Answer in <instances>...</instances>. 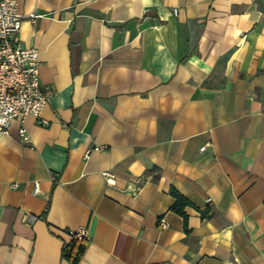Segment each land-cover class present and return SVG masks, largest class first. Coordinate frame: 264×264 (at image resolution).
Instances as JSON below:
<instances>
[{
  "label": "crops",
  "instance_id": "1",
  "mask_svg": "<svg viewBox=\"0 0 264 264\" xmlns=\"http://www.w3.org/2000/svg\"><path fill=\"white\" fill-rule=\"evenodd\" d=\"M17 10L46 123L0 137V264H72L79 227L76 264H264V0ZM171 187L197 208L186 228Z\"/></svg>",
  "mask_w": 264,
  "mask_h": 264
},
{
  "label": "built area",
  "instance_id": "2",
  "mask_svg": "<svg viewBox=\"0 0 264 264\" xmlns=\"http://www.w3.org/2000/svg\"><path fill=\"white\" fill-rule=\"evenodd\" d=\"M23 19L17 10V0H0V137L8 134L13 120H18L19 140L28 143L30 140L22 123L27 116L38 123H46L41 121V114L47 94L40 84L39 52L19 44L18 33ZM32 191L34 195L40 192L37 184ZM33 219V216L28 217L29 222ZM159 225L161 229L167 227L163 218L159 219ZM68 232L77 241H83L87 235L85 227Z\"/></svg>",
  "mask_w": 264,
  "mask_h": 264
},
{
  "label": "trees",
  "instance_id": "3",
  "mask_svg": "<svg viewBox=\"0 0 264 264\" xmlns=\"http://www.w3.org/2000/svg\"><path fill=\"white\" fill-rule=\"evenodd\" d=\"M169 195L172 197L173 202L169 208L170 211L178 214L183 218V222L186 228L187 223V215L184 212L186 207H193L196 208L188 199L182 196L177 190L174 188L169 189ZM197 209V208H196ZM200 216L202 218L207 216V210L200 211ZM66 236L69 238L68 242H64L62 255L64 258L69 260L72 264H76L77 260L79 259L80 255L83 253L85 249V243L83 241H77L73 238L68 231L65 232Z\"/></svg>",
  "mask_w": 264,
  "mask_h": 264
}]
</instances>
